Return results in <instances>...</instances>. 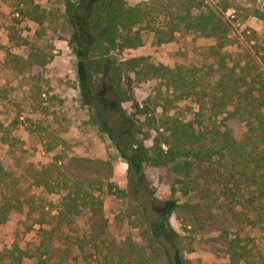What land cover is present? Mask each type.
Returning a JSON list of instances; mask_svg holds the SVG:
<instances>
[{
  "label": "rangeland",
  "instance_id": "374dc122",
  "mask_svg": "<svg viewBox=\"0 0 264 264\" xmlns=\"http://www.w3.org/2000/svg\"><path fill=\"white\" fill-rule=\"evenodd\" d=\"M29 1L0 0V120L4 124L0 135V163L4 167L0 176V205L6 199H21L26 205L34 203L38 209L33 216L39 214L42 219V214L48 216L51 204L59 202L57 190L62 177L90 179L97 187H103L95 194L104 200V207L99 214L84 212L64 229L58 252L67 254L66 264H110L109 243L129 236L144 248L147 264H168L163 248L169 245L166 240L175 236H179L184 247L186 264H231L221 238L224 229L232 236L246 238L255 264H264L261 230L233 223L216 207L212 208L213 218L211 215L203 222H196L182 209L164 215V202L168 199L174 198L180 204L199 202L197 194L183 196L172 190L179 178L194 171L195 161L181 158L162 168L145 165L142 174H135L129 171L128 162L111 139L113 136L122 147L128 145V154L137 156L138 144L151 147L163 130H158L159 123L149 124L152 112L157 119L164 114L163 106H151L148 115H134L133 102L120 109L110 95L108 82L95 72V85L102 86L95 92L96 100L85 98L78 87V58L69 44L72 28L65 0H33L48 10L49 20L43 25L20 15L18 10L27 7ZM73 1L78 4L80 31L89 41L92 37L86 17L93 0ZM141 1L144 0H127L131 5ZM217 2L206 0L211 5ZM228 2L233 4L225 12L231 25L229 63L234 65L242 60L245 64L254 58L257 61L254 49L257 44H264V19L250 11L264 7V0L257 4L251 0ZM141 34L142 46L125 50L122 60L144 56L172 68L212 63L209 50L215 44L214 38L180 32L171 42L158 45L154 32L141 28ZM37 52L41 54L39 60H49L46 65L34 64L30 71L21 72L7 63L9 54L34 61ZM164 84L159 78L136 80L135 100H153L166 89ZM189 106L188 102L182 103L185 113ZM174 113L175 110L170 111ZM227 124L237 138L242 137L245 126L241 121ZM107 182L123 189L124 194L119 197L109 193ZM55 213L52 210V215ZM39 229L33 217L15 212L6 224L0 225V246L11 248L15 241L22 246L35 244L40 238ZM25 264H34V260Z\"/></svg>",
  "mask_w": 264,
  "mask_h": 264
},
{
  "label": "trees",
  "instance_id": "16d2710c",
  "mask_svg": "<svg viewBox=\"0 0 264 264\" xmlns=\"http://www.w3.org/2000/svg\"><path fill=\"white\" fill-rule=\"evenodd\" d=\"M251 2L257 4L258 0ZM27 4L18 10L21 16L39 25L49 20L46 8L33 0ZM65 5L72 28L69 44L78 58V87L83 96L96 100L95 92L102 85H95V72L108 82L110 95L120 109L127 102H133L134 115L151 114V106L164 108L158 119L155 112L149 115V124L159 123L158 130H163L151 147L138 144L137 156L129 155L128 145L122 147L111 136L128 162L129 171L142 174L146 166L162 168L181 158L195 161L194 171L179 178L172 190L183 196L197 194L199 202L180 204L174 198L168 199L164 202V215L182 209L196 222H203L211 215L213 218L212 208L216 207L233 223L259 229L264 234V44L255 46L257 61L252 57L245 64L237 60L230 65L231 25L225 19V12L233 4L228 0H218L213 5L206 0H144L131 5L127 0H93L86 17L92 37L89 41L80 31L76 17L78 4L65 0ZM250 12L264 19V7ZM141 28L154 32L158 45L171 42L180 32L214 38L215 44L209 50L212 63L172 68L144 56L122 60L125 50L142 46ZM40 55L37 52L34 61H25L20 55L9 54L7 63L27 72L34 64L44 66L49 62L39 60ZM149 78L164 80L166 89L159 91L153 100L148 98L140 103L134 98V83ZM183 102L191 105L185 107L189 108L187 113L182 108ZM172 110L174 114H170ZM228 121L244 124L242 137L235 136ZM3 132L4 124L0 120V135ZM3 170L0 163V176ZM44 184H48L47 179ZM107 188L119 197L124 194L112 182H107ZM102 190L90 179L64 176L58 183V204H51L48 216L42 214V219L38 218L39 214L33 216L38 209L34 203L26 205L21 199H6L0 205V225L6 224L15 212L25 213L40 225V238L35 244L22 246L15 241L11 248L0 246V264H25L30 259L34 264H66L67 254L58 252L63 231L86 211L102 212L104 200L95 194ZM52 210L56 211L53 215ZM178 237L167 239L169 245L163 248L168 264H186L184 247ZM221 238L231 264L256 263L246 238L239 234L232 236L227 229L222 230ZM107 259L110 264L148 263L144 248L131 236L109 243Z\"/></svg>",
  "mask_w": 264,
  "mask_h": 264
},
{
  "label": "built area",
  "instance_id": "2783aa9c",
  "mask_svg": "<svg viewBox=\"0 0 264 264\" xmlns=\"http://www.w3.org/2000/svg\"><path fill=\"white\" fill-rule=\"evenodd\" d=\"M45 95V94H44Z\"/></svg>",
  "mask_w": 264,
  "mask_h": 264
}]
</instances>
